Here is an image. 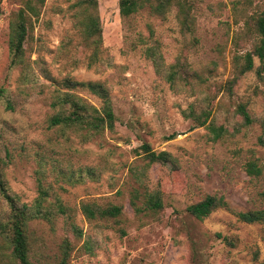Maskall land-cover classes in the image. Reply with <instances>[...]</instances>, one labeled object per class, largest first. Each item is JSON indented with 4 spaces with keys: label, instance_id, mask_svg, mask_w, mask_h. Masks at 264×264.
Masks as SVG:
<instances>
[{
    "label": "rangeland",
    "instance_id": "1",
    "mask_svg": "<svg viewBox=\"0 0 264 264\" xmlns=\"http://www.w3.org/2000/svg\"><path fill=\"white\" fill-rule=\"evenodd\" d=\"M29 1L36 14L28 9ZM76 1L0 0V88H5L0 156L6 160V179L28 204L40 195L42 181L50 188L47 204L62 201L83 231L76 235L63 216L32 219L31 260L58 264L68 237V264H260L264 224L242 222L227 208L199 219L188 206L215 193L224 195L235 211L263 205L264 175L251 177L244 168L250 158L264 164V147L258 143L262 127L258 121L244 125L236 109L245 103L254 118L264 116V77L254 69L237 80L232 93L224 85L235 75L234 57L253 47L251 26L264 11V0H188L189 29L181 24L177 4L160 16L150 10L158 0H145L139 12L123 16L120 0H98L104 50L92 67L91 49L76 24ZM21 9L31 23L25 49L35 80L28 92L21 81L23 67L11 65L9 44ZM150 45L166 65H185L176 88L146 56ZM255 62L259 64L257 58ZM45 69L58 80L68 76L79 81L72 91L97 107L102 98L81 83L104 82L116 113L115 128L85 136L86 131L50 127L56 85ZM7 98L14 108L6 106ZM204 101L212 108L210 121L229 131L217 140L184 115L195 104L207 105ZM145 142L170 152L177 162L150 163L141 148ZM156 190L163 206L148 208L147 195ZM85 202L119 204L123 211L90 219L81 210ZM2 208L0 199V215ZM11 251L0 233V264H18Z\"/></svg>",
    "mask_w": 264,
    "mask_h": 264
},
{
    "label": "trees",
    "instance_id": "2",
    "mask_svg": "<svg viewBox=\"0 0 264 264\" xmlns=\"http://www.w3.org/2000/svg\"><path fill=\"white\" fill-rule=\"evenodd\" d=\"M44 2V0H39ZM179 7V18L184 29H189L190 9L188 0H158L150 5V10L156 15H164L166 11L173 5ZM145 0H120V12L123 16H131L139 12L146 6ZM77 8V26L80 27L84 45L91 49L90 61L88 67L96 65L101 60V55L104 50L103 43V28L99 14L98 0H77L74 4ZM32 14L37 13L36 6L32 1L27 4ZM29 13L21 9L17 17L12 23L10 34V50H11V65L22 66L23 73L21 81L27 86L24 92H28L29 83L35 80L32 78V66L26 60L25 43L29 38ZM251 30L254 33L255 42L252 49L246 51L242 55L234 57V77L229 80L224 86L232 93L234 84L244 74L255 69L259 78L264 77V11L253 19ZM146 56L152 61L156 72L167 79L173 88L178 86L179 78L185 71V65L176 62L171 65H166L163 56L157 50V47L150 45L145 49ZM256 58L259 64L256 65ZM45 76L55 82V89L50 96V106L55 110V113L50 117V127H58L63 130L73 131L82 134L86 131L85 136H93L96 133H101L105 129H114L116 125V113L109 90L104 82L89 81V88L102 98V105L97 107L85 99L77 95L72 89L80 84L79 81L72 77H64L61 80L56 79L50 71L45 69ZM5 95V88H0V102ZM207 105H193L190 111H183L188 118L192 117L197 126H205L212 134V139L217 140L223 137L228 131L224 125H216L212 120V108L209 101ZM5 104L8 108H14V103L7 98ZM241 116L244 125H249L254 121L261 124L262 132L258 137V143L264 147V116L254 118L249 112L245 103H240L236 109ZM171 135L169 138H173ZM141 148L150 163L160 162L166 164L168 162L175 164L177 159L168 151H156L148 142L141 145ZM6 160L0 156V199L2 201V211L0 215V233L6 238L9 246L12 248L11 257L18 264H36L30 258V240H29V222L35 218H42L52 221L57 216H63L69 229L76 235H82V229L72 219L71 209L58 200L51 207L47 204L50 188L40 183V195L32 204L21 202L17 194L12 192L9 183L5 176ZM245 171L251 177L259 178L264 175V164H260L257 159L250 158L244 163ZM263 200V205L259 208H251L248 210L235 211L230 207L224 195L206 194L204 198L196 203L188 206V211L195 217L203 219L209 216L218 208H227L232 210L238 219L245 223H262L264 224V190L260 193ZM132 204L136 210L140 207L132 200ZM163 206L162 196L159 190L153 191L147 195V207L159 209ZM82 212L86 217L95 219L98 217H116L123 211V206L119 204H109L102 206L96 202H85L81 205ZM218 236H222L218 233ZM228 240V237H224ZM72 250L71 240L67 237L62 245V257L58 264H68ZM254 258L259 260V253H254ZM264 264V261H260Z\"/></svg>",
    "mask_w": 264,
    "mask_h": 264
}]
</instances>
